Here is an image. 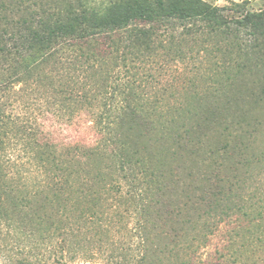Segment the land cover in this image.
I'll return each mask as SVG.
<instances>
[{
  "label": "trees",
  "instance_id": "16d2710c",
  "mask_svg": "<svg viewBox=\"0 0 264 264\" xmlns=\"http://www.w3.org/2000/svg\"><path fill=\"white\" fill-rule=\"evenodd\" d=\"M175 24L184 26L177 36ZM196 37L197 80L169 89L152 86L149 72L140 76L162 38ZM18 84L59 119L85 106L97 138L52 143L40 137L36 116L0 102V228L16 243L70 236L100 246L121 237L136 252L124 264H199L204 231L230 222L226 244L206 264H264V180L255 185L264 123L253 112L264 108V9L0 0V100ZM225 158L233 165L227 177Z\"/></svg>",
  "mask_w": 264,
  "mask_h": 264
},
{
  "label": "rangeland",
  "instance_id": "374dc122",
  "mask_svg": "<svg viewBox=\"0 0 264 264\" xmlns=\"http://www.w3.org/2000/svg\"><path fill=\"white\" fill-rule=\"evenodd\" d=\"M206 1L219 7L230 8L232 3H237L242 6L243 10L257 11L264 9V0ZM224 14L230 17L239 15L229 9L225 10ZM183 28L184 26L175 24L174 34L176 36L178 33L180 34ZM196 38H198L197 41L187 39L186 42H180L179 38L174 39L172 42L166 38H162V49L158 57L149 61L150 65L144 66L147 71H145L144 75L143 72L141 73V70L139 72V74L141 73L140 76L144 78L149 72L152 74V77L146 79H150L149 82L152 86L169 89L180 87L188 79L197 80L196 77L198 75H195L197 71L195 68H197V62L201 59V38ZM197 50H199V53ZM20 87V84L14 85L10 92L3 95L4 97L1 98L0 102L6 105L7 112L17 113L24 119L28 118L31 120L33 116H36L38 130H40V137L42 139H48L58 145H92L94 143L97 134L91 121V114L85 109V106L78 110V112L73 111L70 116L67 113L64 118L59 119L50 113H42V110L39 111V102L36 100L38 99L37 95L30 90L19 91ZM253 112L257 116H260L264 123V108H255ZM15 156L16 152L14 151V154H11V160L15 159ZM232 166L231 159L225 158L220 175L223 177L230 176L232 174ZM256 179L255 185L256 183L258 184L257 181L264 180V173H261L260 176L256 174ZM232 226L233 223L222 222L213 234L204 231L208 240L205 246L200 249L201 263L199 264L209 263L208 261L216 255V251L222 249L227 242V232ZM130 227L131 224L129 223L127 229ZM122 233L123 231H121ZM62 237L65 238V243L61 242ZM120 238H113L115 242L111 244H109V240H104L100 246L93 242H88L89 244L86 242L80 243L78 238L74 240L70 236H54L51 240H47L50 241V244L46 240L40 242L37 238H24L16 243V240L12 238V233L9 234V230L6 227H1L0 264H16V260L20 258H25L30 262L29 264H124L128 263L130 257L134 256L136 252H133V244H123L128 238H121V241ZM78 242L79 244H75ZM77 247L89 249L88 254H85L84 252L86 251L84 250H82L84 252L80 253L68 252L71 249L76 250ZM108 249H112V252L108 251ZM109 256H112L113 259H108Z\"/></svg>",
  "mask_w": 264,
  "mask_h": 264
}]
</instances>
